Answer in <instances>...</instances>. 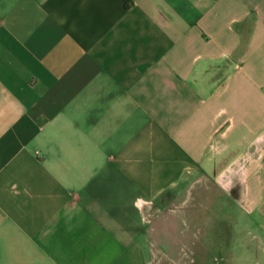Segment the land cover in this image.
I'll return each instance as SVG.
<instances>
[{
    "label": "crops",
    "instance_id": "crops-1",
    "mask_svg": "<svg viewBox=\"0 0 264 264\" xmlns=\"http://www.w3.org/2000/svg\"><path fill=\"white\" fill-rule=\"evenodd\" d=\"M195 196L264 264V0H0V264H152Z\"/></svg>",
    "mask_w": 264,
    "mask_h": 264
},
{
    "label": "rangeland",
    "instance_id": "rangeland-1",
    "mask_svg": "<svg viewBox=\"0 0 264 264\" xmlns=\"http://www.w3.org/2000/svg\"><path fill=\"white\" fill-rule=\"evenodd\" d=\"M205 197L195 196L184 214L164 211L151 233L152 264H240L243 246L256 242L253 218L239 215L226 196Z\"/></svg>",
    "mask_w": 264,
    "mask_h": 264
}]
</instances>
